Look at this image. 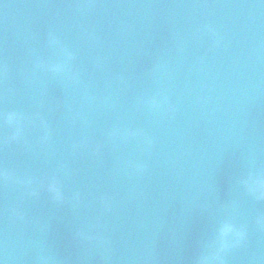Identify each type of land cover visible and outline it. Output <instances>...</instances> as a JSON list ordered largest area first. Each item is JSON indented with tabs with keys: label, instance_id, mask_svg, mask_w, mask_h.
I'll use <instances>...</instances> for the list:
<instances>
[{
	"label": "water",
	"instance_id": "95a60500",
	"mask_svg": "<svg viewBox=\"0 0 264 264\" xmlns=\"http://www.w3.org/2000/svg\"><path fill=\"white\" fill-rule=\"evenodd\" d=\"M0 111L5 264H198L226 217L264 264V0H0Z\"/></svg>",
	"mask_w": 264,
	"mask_h": 264
},
{
	"label": "clouds",
	"instance_id": "9594fccd",
	"mask_svg": "<svg viewBox=\"0 0 264 264\" xmlns=\"http://www.w3.org/2000/svg\"><path fill=\"white\" fill-rule=\"evenodd\" d=\"M49 46L57 47L60 45V41L54 34H50L48 40ZM61 55L63 59L60 62L49 63L47 61H39L37 67L47 70L53 74H61L69 69L71 61L74 59V54L66 48L61 49ZM75 78V76H73ZM156 106V101L151 102ZM25 117L23 114L17 111H0V125H7L10 127V134L4 138L0 143H12L22 135L21 121ZM43 123V121H41ZM45 139L48 138L47 126L45 125ZM143 165H137V168L143 170ZM12 179V175L8 170L0 168V180L9 181ZM29 185L32 184V180L28 179L24 181ZM237 183L242 186L247 195L256 199L264 200V175L252 174L241 176L238 178ZM44 187L51 194L52 198L56 201L63 202L64 195L61 191L60 181L56 176L47 178ZM33 196L38 193L33 190L31 193ZM78 198V194H77ZM257 224L264 227V217H260L257 220ZM247 227L243 224H237L232 218L226 217L222 219L216 226L214 238L206 244L209 249L207 255H201L198 259V264H226L225 257L235 248L240 247L247 239ZM5 247L7 245L5 244ZM0 264H5V260L0 258Z\"/></svg>",
	"mask_w": 264,
	"mask_h": 264
}]
</instances>
